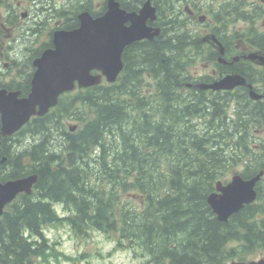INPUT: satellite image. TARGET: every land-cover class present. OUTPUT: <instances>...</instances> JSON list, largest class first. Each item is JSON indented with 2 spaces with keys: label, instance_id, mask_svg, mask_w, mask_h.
<instances>
[{
  "label": "trees",
  "instance_id": "trees-1",
  "mask_svg": "<svg viewBox=\"0 0 264 264\" xmlns=\"http://www.w3.org/2000/svg\"><path fill=\"white\" fill-rule=\"evenodd\" d=\"M118 1L128 11H138L145 2ZM151 1L161 33L124 49L118 81L60 97L49 112L32 117L5 139L0 131V159L5 157L0 181L38 176L32 192L18 194L0 215V264H34L50 256L53 248L44 228L55 224L70 225L76 236L97 230L114 237L118 246L139 247L149 264H229L264 252V176L257 182L255 201L227 222L219 221L207 203L216 182L227 181L229 173L248 178L264 168V148L254 142L264 122V102L249 98L242 86L212 97L194 90L181 96L176 91L179 64L184 58L188 81L200 35L193 19L175 5L186 0ZM244 1L219 5L210 26L234 53L247 38L264 48L258 42L264 34L255 29L249 36L236 30L228 37L221 34L226 25L252 23L264 13L258 4L247 11ZM74 4L77 11L70 15L55 7L64 29L78 26L80 11L98 16L106 10V0L98 9L89 1ZM1 6L8 13L7 25L16 24L15 5L0 0ZM47 46L50 42L32 50L26 72ZM234 69L248 82L261 80L240 63ZM67 118L82 124L73 132L65 130ZM58 133L63 135L59 142ZM242 161L243 169L237 170ZM128 194L136 200L127 199ZM56 203L67 214L61 215Z\"/></svg>",
  "mask_w": 264,
  "mask_h": 264
},
{
  "label": "water",
  "instance_id": "water-1",
  "mask_svg": "<svg viewBox=\"0 0 264 264\" xmlns=\"http://www.w3.org/2000/svg\"><path fill=\"white\" fill-rule=\"evenodd\" d=\"M78 26L72 29H55L52 33L53 47L47 48L32 60L35 71L30 82V92L20 96L19 90H7L0 87V131L2 139L19 131L33 116L45 115L58 102V97L69 92L75 86L86 88L100 84L103 79L112 83L116 81L123 68L124 49L140 40H153L161 33L155 26L157 9L151 0H145L138 11H128L120 6L118 0H106L103 14L93 16L84 10L77 14ZM208 41L222 57L224 46L209 34L203 39ZM245 58L264 64V53L250 52ZM233 57L230 63L237 61ZM94 71L96 73H94ZM246 85L249 96L257 100L263 95L253 89L252 84L239 73L227 72L220 75L211 84H204V89L215 91L232 90ZM75 125L68 129L74 131ZM3 157L0 162H4ZM264 171H259L250 178L235 173L223 182L218 180L215 190L207 196V203L217 219L227 222L229 217L245 205L255 201L256 185ZM37 174L0 181V215L5 206L20 193L30 194L37 181ZM230 264H264V259L250 261H231Z\"/></svg>",
  "mask_w": 264,
  "mask_h": 264
},
{
  "label": "rangeland",
  "instance_id": "rangeland-1",
  "mask_svg": "<svg viewBox=\"0 0 264 264\" xmlns=\"http://www.w3.org/2000/svg\"><path fill=\"white\" fill-rule=\"evenodd\" d=\"M17 1H20L22 4L21 9L17 10L19 19L14 25V30H11L12 35L7 39L2 36V39L4 38L5 41L2 44L4 45L3 50L9 55L10 62L11 60L16 62L14 64L16 70L4 66L2 61L0 62V70H2V74L5 76L3 81L9 82L13 79L18 80L19 74H23V71L28 69L26 67V60L31 56L32 50L40 47L43 42L47 41L49 32L55 27L56 23L62 20L56 16L55 12L57 8L55 7H64L68 10L67 14L70 15L71 12L77 11L74 2L81 0H9L14 5ZM84 1L91 2L94 9H98L103 2V0ZM229 1L233 0H186L182 3L177 2L175 5L177 7L180 6L184 12L187 8H192L195 5L202 7V11L197 15L196 20H193L192 26L197 30H201L204 27L210 28L214 24L213 14L217 10V7ZM244 2H247V0ZM4 11L5 8L1 6L0 21L2 20ZM21 12L28 13L25 16H20ZM187 13L186 11V16ZM201 15H205V19L202 22L198 18ZM237 22L229 24V35H231V31H242L246 26L243 20H238ZM254 25L260 29H264V16L259 18ZM28 27L34 28L31 34L29 31H26ZM197 67L198 63L196 62L194 66H191L190 70L194 71ZM64 124L65 130H68V125H76V128H78L82 122L73 118H67L64 120ZM259 127L254 133L255 141H264V123H261ZM58 135L56 136L59 142L63 135ZM240 164L241 167H238L237 170L243 169L245 161H242ZM232 174L229 173L228 178H231ZM126 198L132 201L136 200L134 196L130 197L129 194L126 195ZM55 208L61 215L67 214L62 204L56 203ZM44 234L52 244V254L46 258L34 259V264H149L147 260L148 256L145 255L142 249L139 247H128V244L127 246H116L115 240L112 239L114 237H110V235H106L101 231L90 230L86 235L76 236L71 230L70 225L55 224L47 225L44 228ZM261 258H264L262 251L256 252L254 255L248 257L247 260H259ZM233 260L238 259H232L229 263Z\"/></svg>",
  "mask_w": 264,
  "mask_h": 264
},
{
  "label": "flooded vegetation",
  "instance_id": "flooded-vegetation-1",
  "mask_svg": "<svg viewBox=\"0 0 264 264\" xmlns=\"http://www.w3.org/2000/svg\"><path fill=\"white\" fill-rule=\"evenodd\" d=\"M257 4L262 6L261 8L264 11V0H253V1H250V2L247 0L245 8H246L247 11H251L252 9H255L254 7ZM21 6H22V4L20 3V1H17L16 4H15V7H14L15 10H16V13H17L18 9H21ZM186 11L188 12L187 16L195 21L197 15L202 11V7H200L198 5V7L187 8ZM26 13H28V12H26ZM26 13L25 12L24 13L21 12L20 16H25ZM7 16H8V13L6 11H4V13L2 15V20L0 21V39H2V36H4V38H6V39L9 38V36L12 35L11 34V30H14V25L15 24L13 26H8L7 25L8 24L7 21H6V17ZM262 16H264V13L261 15V17ZM198 18H199V21L202 22L203 19H205V15H201ZM256 21H254L252 23L250 21H248V20L244 21L246 23V26L242 29V31H238V32H242L244 35L249 36V34L252 33V29H255V31L264 34V29H260V28H258L257 26L254 25L256 23ZM61 22L62 21L56 23L55 27L48 34L47 41H45V42H50V46H47L46 48H43L37 54V56H39L43 50L53 47V45H52V33H53V31L55 29H64L61 26ZM154 25H156V24L154 23ZM227 27L228 26L226 25L224 30L221 31V34H224L225 37L229 36V33L227 32L229 30H228ZM28 28H30V27H28ZM194 31L196 33H198L200 35V37L198 38V43H197L198 47H197V50H196V52L194 54V64L192 66H194L195 63L197 62L199 68L197 67L196 69H194V71H192V69H191L190 70V75H188L189 79H188V81H185V69H184V66H183V63H184V58H183L181 60L180 64H179V67H180L179 74L181 76V81L178 82L176 91L181 96H184L186 90H194L197 93L202 92L201 94L203 96H205V97H212L217 92H221V93L233 92L240 86H237V87H235L232 90H221V91H215V90H212L210 88L204 89L201 86L204 85V84H211L213 81L218 79L220 77V75H223V74H225L227 72L239 73V72H237V70L234 69V65L236 63L237 64L240 63V65L242 66V68L244 70H246V71H248L250 73L259 75L261 80L258 79L257 82H248L247 78L241 74L246 79V83L252 84L253 89L263 95L261 98H259L257 100H261L262 102H264V64H258L256 62H253V61H251V60H249V59L244 57L245 55H248L250 52H254V51H261L262 53H264V48H261V46L258 47L256 45H252L250 43V40L247 38L246 40H243L241 42V45H238V44L235 45L234 48L236 49L237 52L234 53V52H232V50H229L226 47V45L224 44V40H220L219 37L217 36V34L212 32L210 28H205L204 27L201 30H197L196 28H194ZM233 31H235V30H233ZM209 34L215 35V37L224 46L225 50H224V54L222 55V57L225 59V61H226L225 63L220 62L218 60V57L220 56L218 50L215 49V47H213L208 41H204L203 40L204 37H206ZM4 38L0 41V62L2 61L4 66H6L8 68H13L14 70H16V68H14V64H16V62H12V60L10 62L9 61V55L7 54V52H5L3 50L4 49V45H2V44H4V42H5ZM258 42H260L261 44H264V36H262V39H259ZM236 56L239 57V59L237 61H233L232 63H230L232 58L236 57ZM123 69H124V67H123ZM123 69L120 71V73H119V75L117 77V81L122 76V73L124 71ZM34 71H35V67L33 66V64L31 62V67L29 68L28 72H26L24 70L23 74H19V78L20 79L18 78V80L13 79L12 81H10V82H19L20 83L19 86L17 88H13V89H7V88L6 89L7 90H12V91L19 90L20 91V96H27L28 93L30 92V87H31L30 82H31V78H32V75H33ZM6 72H9V71H6ZM4 77L5 76L2 74V70H0V83H5V84L6 83H10L9 81H3ZM0 87L5 88L4 86H0ZM242 87H246L248 89V87L246 85H244ZM80 89H85V88L75 87L70 92L62 93L60 95V97H62V96L66 97V96L70 95L71 93L78 92ZM149 89L151 91H153L152 86ZM248 96H249V89H248ZM249 98H251V97L249 96ZM252 100H254V99H252ZM262 123H264V122H262ZM254 139H255V137H254ZM254 142L259 143V145L264 148V141H260V140L259 141H255L254 140ZM262 153H263L262 157L264 158V150L262 151ZM262 171H264V168L262 169ZM263 176H264V174H263ZM115 243H116V246H117V242H115ZM263 256H264V252H263Z\"/></svg>",
  "mask_w": 264,
  "mask_h": 264
},
{
  "label": "bare ground",
  "instance_id": "bare-ground-1",
  "mask_svg": "<svg viewBox=\"0 0 264 264\" xmlns=\"http://www.w3.org/2000/svg\"><path fill=\"white\" fill-rule=\"evenodd\" d=\"M225 3H226V2H225ZM225 3H224V4H225ZM219 7H220V6H219ZM213 8H215V7H213ZM211 10H212V8H211ZM213 11H214V9H213ZM241 11H242V10H241ZM240 18H241V17H240ZM240 18H239V19H240ZM237 20H238V19H237ZM245 20H246V19H245ZM243 21H244V20H243ZM246 21H247V20H246ZM223 22H225V21H223ZM235 23H238V22L236 21ZM235 23L233 22V24H235ZM228 24H229V23H228ZM228 26H229V25H228ZM227 28H228V27H227ZM227 32H228V31H227ZM228 33H229V32H228ZM227 35H228V34H227ZM203 48H204V47H203ZM204 50H205V49H204ZM202 53H203V52H202ZM199 54H200V53H199ZM204 60H205V59H204ZM212 61H213V60H212ZM59 135H60V134H59ZM0 160H1V159H0Z\"/></svg>",
  "mask_w": 264,
  "mask_h": 264
}]
</instances>
